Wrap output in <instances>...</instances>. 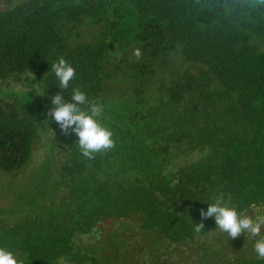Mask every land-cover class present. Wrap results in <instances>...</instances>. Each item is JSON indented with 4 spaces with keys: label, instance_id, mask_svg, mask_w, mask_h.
Here are the masks:
<instances>
[{
    "label": "trees",
    "instance_id": "1",
    "mask_svg": "<svg viewBox=\"0 0 264 264\" xmlns=\"http://www.w3.org/2000/svg\"><path fill=\"white\" fill-rule=\"evenodd\" d=\"M61 57L76 69L65 99L80 88L113 133L95 159L48 115ZM47 132L65 138L41 161L52 166L38 199L0 218V248L18 261L264 264L257 238L237 250L201 216L218 199L264 214V0H0V179L12 189Z\"/></svg>",
    "mask_w": 264,
    "mask_h": 264
},
{
    "label": "clouds",
    "instance_id": "2",
    "mask_svg": "<svg viewBox=\"0 0 264 264\" xmlns=\"http://www.w3.org/2000/svg\"><path fill=\"white\" fill-rule=\"evenodd\" d=\"M133 55L140 59L141 49L133 50ZM61 93L53 96L52 108L48 115L59 124L61 130L70 135L74 132L78 136V145L82 155L88 159H95V154L106 152L115 147L113 133L98 119L103 113V106L94 101H89L85 92L74 88L70 100H66L63 90L69 87L70 81L76 76V69L63 57L51 66ZM71 130V131H70ZM203 219L214 217L218 228L231 238L247 234L257 238L254 243V252L258 259L264 260V214L255 217L239 212L237 207L225 203L222 199L211 203L208 210H201ZM203 224H198L195 230L199 232ZM0 264H23L18 261L13 252L0 248Z\"/></svg>",
    "mask_w": 264,
    "mask_h": 264
},
{
    "label": "rangeland",
    "instance_id": "3",
    "mask_svg": "<svg viewBox=\"0 0 264 264\" xmlns=\"http://www.w3.org/2000/svg\"><path fill=\"white\" fill-rule=\"evenodd\" d=\"M4 2H11V0H4ZM121 86L124 87V88H122L123 90H126L125 85H121ZM113 87H114V84H113L112 88ZM40 116L43 117L44 122L46 120H48L49 124L51 125V120L47 115L40 113L39 117ZM36 123L37 124L39 123L38 120L36 121ZM39 127H40V125H39ZM51 131L53 132V130H51ZM54 131H57V130H54ZM58 131H59L58 133H60L62 130L59 129ZM61 134H65V133L62 131ZM51 136L52 135H50V133H48V132H47V134L44 135V137L39 135V144L38 145L36 144L37 146H35L33 149L34 159L32 160V162H33L34 166L32 168L30 167L21 176L20 179H23V181L21 183H19V188H17L18 190L12 189L13 188L12 186L15 183H17V181L16 182H14V181L8 182L5 180V178H7V177H2L0 179V218H2L3 216L5 217L7 212H11V211H8L9 209L13 210L15 208L20 209L23 207H27L30 205L29 203L38 199L37 188L39 187V185L41 183V181L39 179L41 177H43L44 173H46L49 170V167L52 166V165L47 164V162L41 163V161L48 154L55 157L58 150L56 151V150L52 149L51 147H53V145H55V143H58L59 146L60 145L62 146L63 140L65 138V137H63L61 139L58 138L57 140H49V138ZM66 137H68V136L66 135ZM247 215H252L253 217H255L256 214L249 213ZM5 218L9 219V220H13V217H11V216L5 217ZM0 222H1V219H0ZM112 227H113V225L109 224V227H107V230L109 231ZM261 234L264 235V229H262ZM239 238H244V237L241 234V236H239ZM145 242H146V240H145ZM148 242L149 241H147L146 243H148ZM235 242H237V248L235 247V245L234 246L228 245V246L224 247L226 249V252H225L226 254L230 253L234 249V247L237 250L238 249L240 250V248H242V243L238 244V241L236 240V238H235Z\"/></svg>",
    "mask_w": 264,
    "mask_h": 264
}]
</instances>
